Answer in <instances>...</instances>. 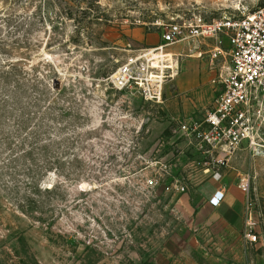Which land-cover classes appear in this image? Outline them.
<instances>
[{
	"label": "rangeland",
	"instance_id": "obj_1",
	"mask_svg": "<svg viewBox=\"0 0 264 264\" xmlns=\"http://www.w3.org/2000/svg\"><path fill=\"white\" fill-rule=\"evenodd\" d=\"M262 2L0 0V264H264L255 179L251 242L246 218L207 204L223 167L205 171L172 132L203 118L216 92L201 106L206 96L182 99L168 81L155 105L106 81L156 45L144 34L159 43L155 22L231 17Z\"/></svg>",
	"mask_w": 264,
	"mask_h": 264
},
{
	"label": "built area",
	"instance_id": "obj_2",
	"mask_svg": "<svg viewBox=\"0 0 264 264\" xmlns=\"http://www.w3.org/2000/svg\"><path fill=\"white\" fill-rule=\"evenodd\" d=\"M153 25L163 27L159 43L129 57L107 77L109 86L133 91L146 103L161 104L164 86L176 75L182 57L170 48L185 45V56L200 57V45L207 44L210 83L216 90L213 105L200 120H178L173 134L184 137L187 147L202 155L198 164L205 171L225 167L227 157L243 147L251 156H264V2L241 15L205 20L191 14ZM237 185L248 199L249 174L242 175ZM223 195L216 190L208 204L219 206ZM247 208L245 234L256 242Z\"/></svg>",
	"mask_w": 264,
	"mask_h": 264
},
{
	"label": "crops",
	"instance_id": "obj_3",
	"mask_svg": "<svg viewBox=\"0 0 264 264\" xmlns=\"http://www.w3.org/2000/svg\"><path fill=\"white\" fill-rule=\"evenodd\" d=\"M152 35L153 34H144L142 40L147 44H157V37ZM184 50L185 48L182 46L170 48V51L174 54H180L184 52ZM209 51L207 47H205L204 50L201 48L200 57L196 55L179 59L177 73L171 80L173 90L177 94L176 96L185 99V96L189 94L196 102L202 100V96H206V102L198 103H200L201 106L210 103L209 101L213 98L216 90L209 82V78L212 76V72H210L208 66L209 61L207 53H209ZM167 90H169V87ZM167 90L165 92L168 93L169 91ZM193 153L196 152L193 150ZM259 157L260 156H251L244 147L229 155L227 157L226 166L223 167L216 178L209 183L210 189L207 194V204L212 194L216 190H221L224 195L220 205L211 208L223 211L226 214H232L237 220L246 218L247 198L238 188L237 184L239 178L244 173L249 174L255 179L254 187L256 195L258 198H264V164L260 163L261 159L259 160Z\"/></svg>",
	"mask_w": 264,
	"mask_h": 264
}]
</instances>
